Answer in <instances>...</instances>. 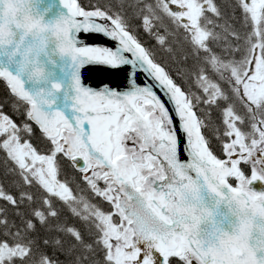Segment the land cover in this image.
Masks as SVG:
<instances>
[{
    "label": "snow or ice",
    "instance_id": "obj_1",
    "mask_svg": "<svg viewBox=\"0 0 264 264\" xmlns=\"http://www.w3.org/2000/svg\"><path fill=\"white\" fill-rule=\"evenodd\" d=\"M0 264H264V0H0Z\"/></svg>",
    "mask_w": 264,
    "mask_h": 264
},
{
    "label": "water",
    "instance_id": "obj_2",
    "mask_svg": "<svg viewBox=\"0 0 264 264\" xmlns=\"http://www.w3.org/2000/svg\"><path fill=\"white\" fill-rule=\"evenodd\" d=\"M100 79H102V77H100L99 75L93 74L88 79V83H91V84L95 85L96 83L99 82Z\"/></svg>",
    "mask_w": 264,
    "mask_h": 264
},
{
    "label": "trees",
    "instance_id": "obj_3",
    "mask_svg": "<svg viewBox=\"0 0 264 264\" xmlns=\"http://www.w3.org/2000/svg\"><path fill=\"white\" fill-rule=\"evenodd\" d=\"M226 3V0H224L221 4L223 5V4H225ZM145 39H147L146 37H145Z\"/></svg>",
    "mask_w": 264,
    "mask_h": 264
},
{
    "label": "rangeland",
    "instance_id": "obj_4",
    "mask_svg": "<svg viewBox=\"0 0 264 264\" xmlns=\"http://www.w3.org/2000/svg\"><path fill=\"white\" fill-rule=\"evenodd\" d=\"M224 0H219L220 3H222Z\"/></svg>",
    "mask_w": 264,
    "mask_h": 264
}]
</instances>
